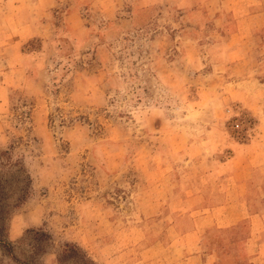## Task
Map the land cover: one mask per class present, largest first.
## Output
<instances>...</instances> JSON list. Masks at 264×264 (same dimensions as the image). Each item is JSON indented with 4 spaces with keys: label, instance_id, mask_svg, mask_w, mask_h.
I'll use <instances>...</instances> for the list:
<instances>
[{
    "label": "rangeland",
    "instance_id": "1",
    "mask_svg": "<svg viewBox=\"0 0 264 264\" xmlns=\"http://www.w3.org/2000/svg\"><path fill=\"white\" fill-rule=\"evenodd\" d=\"M98 1L80 0L74 30L66 6L0 0V235L19 257L40 244L39 264H57L65 243L95 264H182L168 177L230 159L255 136L264 108L239 95L264 103V48L232 51L244 39L225 32L231 53L218 44L219 14L230 18L236 0H113L109 18ZM49 12L52 35L26 37ZM236 112L252 122L248 137L231 127ZM38 228L51 239L25 233ZM0 264L16 263L0 251Z\"/></svg>",
    "mask_w": 264,
    "mask_h": 264
},
{
    "label": "crops",
    "instance_id": "2",
    "mask_svg": "<svg viewBox=\"0 0 264 264\" xmlns=\"http://www.w3.org/2000/svg\"><path fill=\"white\" fill-rule=\"evenodd\" d=\"M176 1L181 3L185 0ZM220 1L224 3L225 0ZM34 2L38 5L37 8H42V12L66 6L69 8L66 10V20L71 22L70 28L75 30L80 26V0ZM98 2L101 14L109 18V12L113 13L115 8L113 0ZM190 2L192 5L197 4ZM210 2L211 0H202L201 6H209ZM236 3L230 18L223 19L219 14L220 35L225 32L224 34L230 35V39H244L232 47V51L234 49L244 55L246 51L261 50L264 48V0H236ZM50 12L43 15L48 16ZM58 12L57 10L56 13ZM54 30L51 15L47 18L34 16L26 37H44L52 35ZM194 37L193 35L192 38ZM229 43L228 39L218 42L223 44V52L231 48ZM247 44L250 46L246 47ZM243 45L246 51L242 49ZM228 51L231 53V50ZM247 80L253 82V76L244 77L241 85ZM259 95L251 96L241 92L239 96L243 99L247 97L245 101L252 97L255 104L253 107L259 110L264 108V103H258L263 99H258ZM261 111L255 136L247 142L234 143L230 147V159L225 160L219 156L217 159L208 158L204 161L207 168L198 174L181 177L180 182H174L168 177L170 189L164 197L170 198V204L174 202L178 209H172V212L180 215L181 219L167 229L178 235L173 242L174 246H178L180 251L187 247L186 252H182V264H264V109ZM164 181L165 178L162 179V184ZM185 217L188 218L186 223L181 221ZM244 221L247 223L245 230L241 227ZM238 228L240 231L237 237L226 238L220 234ZM213 231L219 233L217 240L209 237ZM226 245L230 246L231 252L224 250ZM159 260L160 258H156L153 262L157 264Z\"/></svg>",
    "mask_w": 264,
    "mask_h": 264
},
{
    "label": "trees",
    "instance_id": "3",
    "mask_svg": "<svg viewBox=\"0 0 264 264\" xmlns=\"http://www.w3.org/2000/svg\"><path fill=\"white\" fill-rule=\"evenodd\" d=\"M27 182H30V178L27 177ZM27 183V184H28ZM22 197H19L21 199ZM34 233L32 238L42 240L46 242L47 239H51V234L44 231L42 228L38 229H28L27 233ZM31 255L19 257L16 254L15 246L12 242L2 239L0 235V251L2 255H6L16 264H39L37 263V257L39 252L44 250V247H40V244L33 246ZM25 253V252H22ZM57 264H95L91 259H89L84 251L76 244L65 243L64 246L57 252L56 255Z\"/></svg>",
    "mask_w": 264,
    "mask_h": 264
},
{
    "label": "built area",
    "instance_id": "4",
    "mask_svg": "<svg viewBox=\"0 0 264 264\" xmlns=\"http://www.w3.org/2000/svg\"><path fill=\"white\" fill-rule=\"evenodd\" d=\"M231 122V127L235 135L240 138L248 137L253 126L249 117L245 113L236 112Z\"/></svg>",
    "mask_w": 264,
    "mask_h": 264
}]
</instances>
